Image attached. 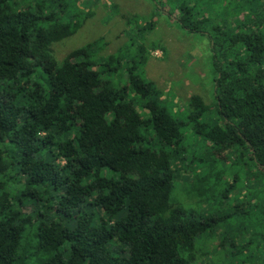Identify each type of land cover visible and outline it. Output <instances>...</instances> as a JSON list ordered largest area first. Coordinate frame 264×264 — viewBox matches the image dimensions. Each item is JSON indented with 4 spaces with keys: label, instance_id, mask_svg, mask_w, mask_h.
Wrapping results in <instances>:
<instances>
[{
    "label": "trees",
    "instance_id": "obj_1",
    "mask_svg": "<svg viewBox=\"0 0 264 264\" xmlns=\"http://www.w3.org/2000/svg\"><path fill=\"white\" fill-rule=\"evenodd\" d=\"M20 2L0 0V264H198L196 240L220 219L200 222L173 203V159L191 127L208 154L233 150L264 180V27L252 29L264 25V11L247 30L218 27L210 35L218 123L204 120L210 107L199 96L187 118L172 112L143 75L148 57L141 43L124 86L113 82L126 67L124 53L96 58L89 45L57 63L51 46L75 35L80 20L64 0H44L43 13L22 10ZM178 10L182 28L202 32L205 20L186 2ZM5 144L18 151L17 160L7 161ZM9 169L26 177L18 198L8 192ZM27 204L39 208L35 217L23 212ZM85 205L106 217L95 223L91 214L77 215ZM58 214L71 229L55 220ZM112 241L128 247L129 256L115 255Z\"/></svg>",
    "mask_w": 264,
    "mask_h": 264
},
{
    "label": "rangeland",
    "instance_id": "obj_2",
    "mask_svg": "<svg viewBox=\"0 0 264 264\" xmlns=\"http://www.w3.org/2000/svg\"><path fill=\"white\" fill-rule=\"evenodd\" d=\"M43 1L22 0L19 7L43 13L45 10L40 6ZM183 2L193 9L196 19L205 20L200 26L201 33L190 32L176 21L180 16L178 7ZM64 3V9L69 15L78 17L81 26L75 35L51 46V55L57 63L63 62L71 52L89 45H94L96 58L124 53L128 57L125 70L112 78L115 84L124 86L126 70L131 65L129 60L141 43L148 57L143 75L155 83L161 100L172 112L187 118L192 110V98L199 96L210 107L204 120L218 123L221 120L216 108L210 35L218 27L229 32L247 30L250 22L256 21L258 12L264 11V0H64ZM62 16L66 19V15ZM150 22L154 23L152 30L138 33V29ZM245 24L247 27H243ZM263 27L262 23H256L252 29L262 30ZM40 82L47 85L42 79ZM134 99L139 112L146 115L140 97L134 95ZM185 135L180 157L173 159L177 177L172 201L183 206L190 218L200 222L207 216L220 219L214 222L211 230L197 238L196 262L264 264L263 177L251 163L241 164L233 150L208 154L205 143L191 127ZM5 146L11 151L7 161H12V156L13 161L17 160L18 151L8 144ZM202 158L215 159V162L208 165ZM56 159L58 165L66 164L63 157L56 155ZM8 174V192L18 198L26 177L15 169H9ZM106 174L112 176L114 173ZM232 184L234 188L226 192ZM37 210L39 208L32 204L23 208L25 215L32 217ZM83 212L91 214L95 223L106 217L98 206L85 205L77 215ZM54 218L71 229L72 223L65 215L58 214ZM112 222L115 224V220ZM29 241L36 244L32 237ZM109 246L115 255L129 256V248L118 241H112ZM32 264H36L35 260Z\"/></svg>",
    "mask_w": 264,
    "mask_h": 264
}]
</instances>
